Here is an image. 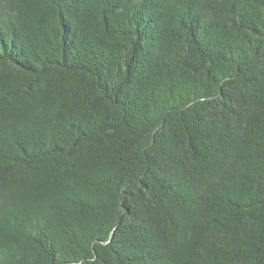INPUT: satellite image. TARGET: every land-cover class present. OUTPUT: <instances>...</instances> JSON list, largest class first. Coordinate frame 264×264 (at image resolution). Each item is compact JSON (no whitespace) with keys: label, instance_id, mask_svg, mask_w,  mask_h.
Masks as SVG:
<instances>
[{"label":"trees","instance_id":"16d2710c","mask_svg":"<svg viewBox=\"0 0 264 264\" xmlns=\"http://www.w3.org/2000/svg\"><path fill=\"white\" fill-rule=\"evenodd\" d=\"M0 264H264V0H0Z\"/></svg>","mask_w":264,"mask_h":264}]
</instances>
